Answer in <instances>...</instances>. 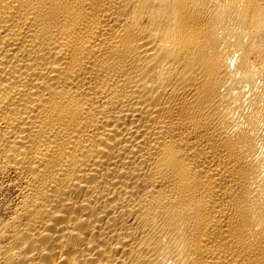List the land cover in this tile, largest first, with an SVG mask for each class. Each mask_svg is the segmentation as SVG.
<instances>
[{"label":"bare ground","instance_id":"1","mask_svg":"<svg viewBox=\"0 0 264 264\" xmlns=\"http://www.w3.org/2000/svg\"><path fill=\"white\" fill-rule=\"evenodd\" d=\"M5 191L0 264H264V0H0Z\"/></svg>","mask_w":264,"mask_h":264},{"label":"rangeland","instance_id":"2","mask_svg":"<svg viewBox=\"0 0 264 264\" xmlns=\"http://www.w3.org/2000/svg\"><path fill=\"white\" fill-rule=\"evenodd\" d=\"M0 192V226L2 220L7 216V201L11 200L12 194L10 191ZM11 196V197H10Z\"/></svg>","mask_w":264,"mask_h":264}]
</instances>
